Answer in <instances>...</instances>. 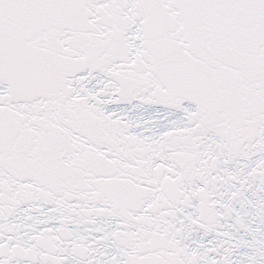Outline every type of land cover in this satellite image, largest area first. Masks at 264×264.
<instances>
[{
    "label": "snow or ice",
    "instance_id": "1",
    "mask_svg": "<svg viewBox=\"0 0 264 264\" xmlns=\"http://www.w3.org/2000/svg\"><path fill=\"white\" fill-rule=\"evenodd\" d=\"M0 264H264V0H0Z\"/></svg>",
    "mask_w": 264,
    "mask_h": 264
}]
</instances>
